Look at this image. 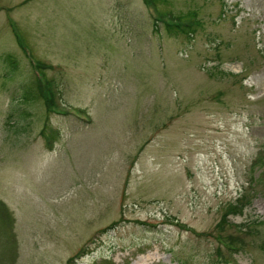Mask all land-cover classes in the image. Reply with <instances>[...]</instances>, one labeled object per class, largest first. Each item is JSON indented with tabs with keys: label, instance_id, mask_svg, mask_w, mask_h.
I'll list each match as a JSON object with an SVG mask.
<instances>
[{
	"label": "rangeland",
	"instance_id": "374dc122",
	"mask_svg": "<svg viewBox=\"0 0 264 264\" xmlns=\"http://www.w3.org/2000/svg\"><path fill=\"white\" fill-rule=\"evenodd\" d=\"M149 1L0 0V264H264V0Z\"/></svg>",
	"mask_w": 264,
	"mask_h": 264
},
{
	"label": "trees",
	"instance_id": "16d2710c",
	"mask_svg": "<svg viewBox=\"0 0 264 264\" xmlns=\"http://www.w3.org/2000/svg\"><path fill=\"white\" fill-rule=\"evenodd\" d=\"M173 32H175V31L170 30V33H173ZM27 93L29 94L30 97L33 98L34 96H36L39 99H41L42 95H43L42 91L39 90L38 83L36 80L34 82V87L29 88Z\"/></svg>",
	"mask_w": 264,
	"mask_h": 264
}]
</instances>
